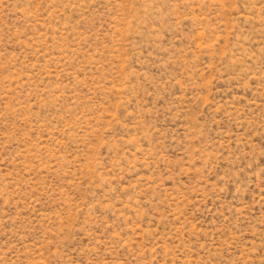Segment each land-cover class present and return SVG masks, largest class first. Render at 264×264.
<instances>
[{"label": "rangeland", "instance_id": "obj_1", "mask_svg": "<svg viewBox=\"0 0 264 264\" xmlns=\"http://www.w3.org/2000/svg\"><path fill=\"white\" fill-rule=\"evenodd\" d=\"M0 264H264V0H0Z\"/></svg>", "mask_w": 264, "mask_h": 264}]
</instances>
